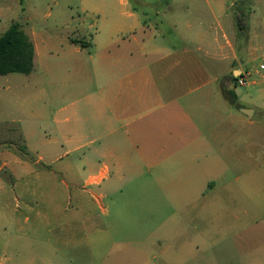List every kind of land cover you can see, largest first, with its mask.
<instances>
[{
  "label": "crops",
  "instance_id": "crops-1",
  "mask_svg": "<svg viewBox=\"0 0 264 264\" xmlns=\"http://www.w3.org/2000/svg\"><path fill=\"white\" fill-rule=\"evenodd\" d=\"M103 4L116 16L105 23L111 30L92 39L95 49L71 38L59 46L25 32L35 48L27 76L38 70L64 74V89L57 92L65 103L64 149L50 163L65 161L77 173L62 179L70 198L72 190L94 189L111 201L136 192L143 199L177 200V214L212 217L216 225L217 217L229 213L233 192H264V147L248 142L247 129L256 124L258 107L246 105L237 84L240 74L249 73L240 87L257 86L251 70L264 47L242 40L247 33L259 39L264 0ZM48 53L59 61L47 66ZM42 84L23 87L42 94ZM34 128L24 131L25 149ZM24 166L20 156V171Z\"/></svg>",
  "mask_w": 264,
  "mask_h": 264
},
{
  "label": "rangeland",
  "instance_id": "rangeland-1",
  "mask_svg": "<svg viewBox=\"0 0 264 264\" xmlns=\"http://www.w3.org/2000/svg\"><path fill=\"white\" fill-rule=\"evenodd\" d=\"M111 1L0 0V36L17 22L59 46L71 38L95 49L92 39L111 30L105 23L116 16L103 4ZM258 34L253 40L247 33L242 42L264 47V25ZM59 59L44 55L47 66ZM252 68L257 86L238 88L247 106L258 107L256 124L247 126L248 142L264 147V50ZM33 81L43 82L42 94L23 87ZM63 89L60 72L0 75V166L7 164L0 171V264H264V192H233L229 213L216 218V228L212 217L177 214V200L134 192L111 201L94 189L72 190L70 198L62 179L77 173L65 161L50 163L64 149L65 103L57 96ZM32 126L28 150L24 131ZM20 156L28 164L21 171ZM253 223L259 225L243 229Z\"/></svg>",
  "mask_w": 264,
  "mask_h": 264
},
{
  "label": "trees",
  "instance_id": "trees-1",
  "mask_svg": "<svg viewBox=\"0 0 264 264\" xmlns=\"http://www.w3.org/2000/svg\"><path fill=\"white\" fill-rule=\"evenodd\" d=\"M73 42L78 43L76 40ZM34 55L33 42L22 29L21 24L14 22L0 36V75H30L34 70ZM226 98L232 103L235 102L232 93H226Z\"/></svg>",
  "mask_w": 264,
  "mask_h": 264
},
{
  "label": "built area",
  "instance_id": "built-area-1",
  "mask_svg": "<svg viewBox=\"0 0 264 264\" xmlns=\"http://www.w3.org/2000/svg\"><path fill=\"white\" fill-rule=\"evenodd\" d=\"M249 77V73H242L237 78V84L239 86H245L247 84V78Z\"/></svg>",
  "mask_w": 264,
  "mask_h": 264
},
{
  "label": "water",
  "instance_id": "water-1",
  "mask_svg": "<svg viewBox=\"0 0 264 264\" xmlns=\"http://www.w3.org/2000/svg\"><path fill=\"white\" fill-rule=\"evenodd\" d=\"M246 113L248 112L249 114L251 113L250 111H245Z\"/></svg>",
  "mask_w": 264,
  "mask_h": 264
}]
</instances>
